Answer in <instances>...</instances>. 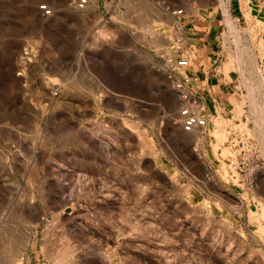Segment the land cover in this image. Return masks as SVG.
<instances>
[{"label":"rangeland","instance_id":"374dc122","mask_svg":"<svg viewBox=\"0 0 264 264\" xmlns=\"http://www.w3.org/2000/svg\"><path fill=\"white\" fill-rule=\"evenodd\" d=\"M73 1L0 0V264H264V0L235 3L239 44L214 28L216 63L187 27L221 0ZM182 52L209 60L208 131L178 120Z\"/></svg>","mask_w":264,"mask_h":264},{"label":"built area","instance_id":"2783aa9c","mask_svg":"<svg viewBox=\"0 0 264 264\" xmlns=\"http://www.w3.org/2000/svg\"><path fill=\"white\" fill-rule=\"evenodd\" d=\"M229 1H220V6L223 11V18H225L226 12L223 9L229 5ZM240 5V0L237 2ZM74 6L79 10H84L89 5V0H75L73 1ZM40 11L44 16H50L53 14L52 9L46 3L40 5ZM228 14L231 16L233 23L237 29L240 30L242 16L232 15L227 8ZM184 13V8H177L172 10L174 16H180ZM244 20L246 18L244 17ZM245 22V21H244ZM219 34L224 37V33H230L229 26L222 20L220 25ZM180 29V28H178ZM228 37H231L230 35ZM182 41L180 38L178 42ZM192 46V45H191ZM214 55V62H218V55ZM198 56H194L191 52H182L181 54H171L165 59L164 70L169 81L172 83L174 90L177 92L181 104L178 108V120L181 124L182 129L187 133L203 132L210 130L213 126V120L219 117L218 105L221 106V99L217 93L216 84L214 82H205V92L202 93L201 83L196 74H190L187 70L192 67L193 63L196 62ZM217 69V68H216ZM219 72V71H218ZM195 84L199 85L197 88ZM58 90L53 92V95H58ZM239 153L256 151L257 145L252 141L251 138L244 136L241 142ZM245 156V155H244ZM242 156L241 158H243ZM247 158V157H246ZM237 159L239 160L238 156ZM239 163V161H238ZM261 163H258V165ZM264 164V163H263ZM256 167V166H255ZM251 184L254 182L255 168L251 169L248 174Z\"/></svg>","mask_w":264,"mask_h":264},{"label":"crops","instance_id":"0c3cea01","mask_svg":"<svg viewBox=\"0 0 264 264\" xmlns=\"http://www.w3.org/2000/svg\"><path fill=\"white\" fill-rule=\"evenodd\" d=\"M235 3L237 2L235 1L233 2L232 0H230L229 5L227 6L228 10L231 12L232 15H238L240 12V10L238 9L239 8L238 4H235ZM249 5L251 8L252 4L250 3ZM253 5H257V3H253ZM209 7L212 9H216V8L217 9L208 11L209 15L207 17H203V18L199 17V19L197 18L194 19L195 22H193L190 27H187L191 35H193V37H189V39L195 38L197 39V44H201L206 47H209L210 45L208 58L210 57V54H212L215 51L214 50L215 46H212L213 40L211 41V39H213L214 37L212 35V32L215 27L220 29V23H221L220 19L223 20L222 8L219 9L218 8L219 6H216V5H210ZM206 38H209V41H205ZM205 56H207L205 55V53L203 55H198V58L195 62V66L197 67L195 69V73L193 74H196L198 78L200 79V81H205V80L209 81L211 78L209 74L210 66H207V62L209 60H207V57Z\"/></svg>","mask_w":264,"mask_h":264},{"label":"bare ground","instance_id":"6f19581e","mask_svg":"<svg viewBox=\"0 0 264 264\" xmlns=\"http://www.w3.org/2000/svg\"><path fill=\"white\" fill-rule=\"evenodd\" d=\"M235 25V24H234ZM228 26H229V31H230V34H231V36L232 37H234V41L237 43V44H239L240 43V41H239V39H240V32H239V30L237 29V27H236V25H235V27H231L229 24H228ZM250 34H251V32H250ZM251 37H252V35H251ZM230 61V60H229ZM229 61H224V63L222 64V66L221 67H219L218 68V71L219 72H223V70H224V68H225V66H226V64L229 62ZM224 73V72H223ZM224 74H226V73H224ZM263 77V76H262ZM244 79H246V77H243ZM255 79H256V77H255ZM258 79H260V74L258 75V78L256 79V80H258ZM263 80V81H262ZM262 80H261V82H257V83H255V85L256 86H258V87H260L261 88V93H262V95H264V79L262 78ZM252 86V85H251ZM259 96V95H258ZM259 103V106H262L261 104L263 103L264 104V98L260 101V102H258ZM258 106V107H259ZM261 111H263L264 112V109H261ZM217 130V129H216ZM216 132H218V131H216ZM218 134V133H217ZM219 134H220V132H219ZM216 135V134H215ZM222 136V135H221ZM247 137V136H246ZM220 139V138H219ZM226 139V138H225ZM242 139H243V137H242ZM241 139V140H242ZM241 140H240V142H241ZM239 142V143H240ZM240 146H241V144H239L238 145V153H239V149H240ZM225 148V147H224ZM225 151V150H224ZM224 151H222V153L224 152ZM228 151V150H227ZM229 153V152H228ZM225 154V153H224ZM238 159H237V157H236V159H235V167L236 168H238V166L237 165H239V163H238ZM252 186H254V185H252ZM263 208H264V206H263ZM262 213V212H261ZM261 215V214H260ZM263 215V214H262Z\"/></svg>","mask_w":264,"mask_h":264}]
</instances>
